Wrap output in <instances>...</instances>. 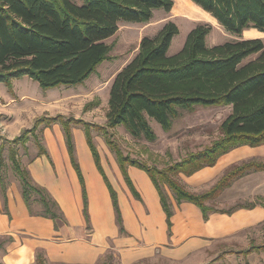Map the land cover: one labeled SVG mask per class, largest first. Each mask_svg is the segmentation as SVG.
I'll return each instance as SVG.
<instances>
[{"label":"trees","instance_id":"obj_1","mask_svg":"<svg viewBox=\"0 0 264 264\" xmlns=\"http://www.w3.org/2000/svg\"><path fill=\"white\" fill-rule=\"evenodd\" d=\"M213 17L227 32L240 36L244 30L264 33V0H190ZM172 0H0V82L11 90V80L28 76L41 88L82 83L96 66L108 59L110 46L105 40L118 30L119 22H148L156 9L170 11ZM211 25L197 24L192 28L181 49L173 55L167 51L178 33L177 25L167 21L154 37L143 36L136 55L113 77L109 89L104 125L85 122L62 114L41 115L33 126L9 139V157L18 177L23 201L31 215L49 218L56 226L64 221L59 204L46 188L35 184L26 167H22L14 148L32 135L37 155H46L37 131L53 123L65 131L71 165L77 174L82 195V214L89 226L88 201L83 177L73 155L69 127L85 129L96 169L102 174L110 195L115 224L120 236L128 235L123 225L117 193L112 189L99 166V158L90 139V130L101 132L110 151L115 155L125 182L139 198L126 173L131 165L143 170L154 185L171 233L173 209L164 187L177 203L194 205L207 221L211 214L231 215L240 209L264 208V198L235 201L228 207H216L214 201L233 182L245 175L264 171V160L248 158L227 168L208 188L200 192L186 188L181 177H190L206 167H213L219 158L239 147L256 148L264 145V43L258 38H239L207 46L206 35ZM258 54L243 63L247 57ZM98 102L87 104L86 108ZM231 106L221 122L220 135L201 149L188 152L165 167L158 168L136 158L123 155L111 130L122 126L132 137L156 139L148 119L153 118L164 132L171 130L180 110L192 112L197 106ZM0 144V168L3 164ZM6 185L0 175L2 212L10 219ZM35 193L40 213L30 208ZM13 238L5 236V243ZM0 243V249L3 248ZM264 250V243L250 244L243 253ZM212 260L207 264H212ZM35 264H46L37 252ZM64 264V263H61Z\"/></svg>","mask_w":264,"mask_h":264},{"label":"rangeland","instance_id":"obj_2","mask_svg":"<svg viewBox=\"0 0 264 264\" xmlns=\"http://www.w3.org/2000/svg\"><path fill=\"white\" fill-rule=\"evenodd\" d=\"M70 1L75 4H80L82 2V0ZM172 1L173 6L170 11L167 12L161 8L156 9L153 11L152 18L148 22H119L116 33L105 40L106 44L110 46L108 59L98 64L95 71L92 72L86 79H84L82 83L74 85H59L44 89L39 86L38 82L34 81L28 76L12 79L11 83H17V91L20 92V90H22L27 94V99L18 100L20 102H18L15 106H19L21 110L14 111V116L17 117V123L23 124L20 125L21 128L28 129L33 126V122L28 121L30 118L29 114L30 112L31 114H38L41 108L40 105H42L41 102L43 104L44 102H47L48 109L50 107L55 108H51V113H53V115H56L57 113L66 117L81 119L85 122L104 125L106 122L109 89L114 75L136 55L140 39L143 36H156V34L167 21L174 22L179 30L178 33L172 38L171 44L167 51L168 55H173L181 49L188 32L192 29V24L186 20L187 17H192L191 19H194V25H211L210 31L205 38V44L207 46H213L239 38L255 37L260 38L264 43V33L259 32L256 29L250 28L244 30L240 36H236L225 31L213 17L203 12L190 0ZM257 56L258 54H253L244 59L243 63L253 60ZM0 83V87H2L5 92H7L6 85L2 84V82ZM0 93L2 94L1 88ZM95 101L98 102L95 104V106L86 108L87 104L95 103ZM11 108L12 109L10 110L14 109V107ZM25 111H27L26 115L23 114ZM230 111V105L197 106L192 112L180 110V116L173 121L172 128L168 132H164L161 126L153 118H149L148 123L156 136V139L153 142H149L142 137H132L120 125L111 130V138L117 142L123 155H128L130 158H136L146 162L149 165L162 168L173 161L178 160L186 153L201 149L202 147L210 144L211 141L217 139L220 135L219 126L224 118L230 113ZM47 114L48 113H43L41 115ZM58 126L60 127L59 129L61 130L63 139L61 143L57 144L58 146L56 147V150L52 149L53 153L54 155L61 154L59 155V158L66 157L71 164L68 154V144L66 141L65 131L60 124H58ZM42 128H39L37 131V136L42 147L46 151V155L44 156L48 161H51L52 158L49 154V144H52V138H54V140L56 139V129H51L50 132L45 134ZM1 131L2 129L0 127V144H4L2 151L3 164L0 168V175L4 184L6 185V188H8L11 181L19 180L9 157V139L6 138L5 134ZM69 132L73 148V155L79 166V170L84 181L83 169L84 171H87L88 168L87 153H90L92 156L90 146L87 142V135L85 129L77 124H71L69 127ZM89 134L92 145L99 158V166L101 167L102 173L107 180L106 182H109L112 189L117 193L115 185L112 183L109 177L111 175V177L114 179L112 167L114 156L106 145L101 132L97 131L96 129H91ZM8 136L10 137V135ZM14 148L22 167H25L26 162L31 160L37 154V146L32 135L28 136L27 141L24 144L18 143L14 145ZM249 155H253L251 157L264 160V146L259 147L258 149H241L239 151L231 152L227 156H224L220 159L219 165H221V168L219 170L222 168L224 169L226 165H229L228 167L226 166L229 168L232 165L241 163V161L245 159L251 158L247 157ZM243 157L247 158L244 159ZM91 162L94 164L92 157ZM222 170L210 181L204 182L203 180H200L204 177V174H200L189 179L182 177L181 180L187 189L200 192L208 189L216 180V178L220 176L221 172L223 173L225 171ZM100 175L103 184L107 188L102 174ZM87 176L90 177L89 171H87ZM116 184L119 185V182ZM234 189L236 190H228L220 195L214 201L215 206L223 208L228 207L235 201L254 200L256 198V194L262 195L264 198V173L251 174L238 180V182L234 184ZM247 190L250 192H247L246 194ZM164 191L169 198V202L173 211L177 214L175 218L176 223L180 219L179 216L183 213L187 219L195 223V208L186 203H177L170 190L164 187ZM35 198H37V195L32 193L30 199V208L33 213L37 214L40 213L41 206L34 201ZM0 213H3L1 195ZM198 223L201 224L200 221H198ZM5 236V234H0V243H3L4 246L8 244L4 242ZM208 239L210 242L207 247L208 251L204 258L199 254L196 256L193 255L187 259L186 264H204L216 257H220V260H217L213 264H237L234 261L235 257H238V254H236L235 251L248 247L251 242L254 244L264 243V221L259 223V225L253 226L250 229L244 231L229 232L225 233L222 237H212ZM250 263L264 264V252L252 256ZM94 264H121V262L114 250H108Z\"/></svg>","mask_w":264,"mask_h":264},{"label":"crops","instance_id":"obj_3","mask_svg":"<svg viewBox=\"0 0 264 264\" xmlns=\"http://www.w3.org/2000/svg\"><path fill=\"white\" fill-rule=\"evenodd\" d=\"M191 18L187 17L186 20L194 28L197 24L194 25L195 21ZM16 86L17 83H11V90L7 88V92L0 87L2 90V94L0 93V127L1 132L8 139H12L25 129L20 126L23 124L17 123L14 111L21 110L19 106H15L20 102L18 100H26L27 94L22 90L18 92ZM41 104L38 114L30 112L28 121L33 122L43 113L53 116L51 108H55L48 109L47 102L44 104L41 102ZM11 107L14 109L10 110ZM26 113L27 111L23 112L25 115ZM54 128L56 129V139L52 138V144H49L51 161H48L44 155L37 156L36 154L26 162L25 167L28 169L32 181L46 188L58 202L65 220L57 221L55 226L49 218L31 215L23 201L19 181H11L6 190L10 219L7 215L0 213V234L10 235L13 241L0 249L1 264H35L37 252L43 254L46 264H94L108 250H114L117 253L121 264H186L190 256L199 254L204 258L210 242L208 238L222 237L225 233L234 231H244L264 221V208L261 206L240 209L231 215L214 213L207 221H203L200 211L194 205L181 202L195 208V223L187 219L184 213L179 216L180 222L176 223L177 214L173 212L171 233L168 236L165 214L158 193L148 175L135 166L126 167V173L139 196V198L135 197L125 182L115 155L112 153L114 156L112 161L114 179L111 175L109 177L115 185L123 225L128 232V235L120 236L107 188L103 184L100 173L91 162V154L87 153V171H89L90 177L83 169L88 200L89 226H87L82 214V195L77 174L66 157L59 158L61 154L54 155L53 153L57 144L61 143L63 139L60 127L55 123L42 129L46 134ZM259 147L243 146L233 149L221 156L213 167L203 168L190 177H182L189 179L204 174L200 180L210 181L223 169L219 170L222 157L241 149L252 150ZM251 156L253 155L247 157ZM226 166L223 170L229 165ZM258 173H264V171L251 174ZM248 175L235 180L220 195L228 190L235 191L234 184ZM117 182L119 185L116 184ZM247 192L250 191L247 190L246 194ZM255 196L263 197L257 194ZM248 247L235 251L238 254V257H235V263L253 264L250 263L251 257L264 252L261 250L243 253L242 251ZM219 258L211 259L212 264L220 260Z\"/></svg>","mask_w":264,"mask_h":264},{"label":"bare ground","instance_id":"obj_4","mask_svg":"<svg viewBox=\"0 0 264 264\" xmlns=\"http://www.w3.org/2000/svg\"><path fill=\"white\" fill-rule=\"evenodd\" d=\"M213 19V18H212Z\"/></svg>","mask_w":264,"mask_h":264}]
</instances>
